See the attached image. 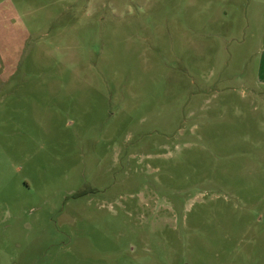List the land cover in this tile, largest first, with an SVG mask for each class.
Returning <instances> with one entry per match:
<instances>
[{"label":"rangeland","instance_id":"obj_1","mask_svg":"<svg viewBox=\"0 0 264 264\" xmlns=\"http://www.w3.org/2000/svg\"><path fill=\"white\" fill-rule=\"evenodd\" d=\"M0 264H264V0H0Z\"/></svg>","mask_w":264,"mask_h":264}]
</instances>
